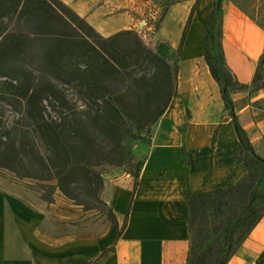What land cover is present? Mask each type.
I'll list each match as a JSON object with an SVG mask.
<instances>
[{
  "label": "trees",
  "instance_id": "obj_1",
  "mask_svg": "<svg viewBox=\"0 0 264 264\" xmlns=\"http://www.w3.org/2000/svg\"><path fill=\"white\" fill-rule=\"evenodd\" d=\"M223 1L215 0L209 14L202 52L209 74L218 85L238 139L237 165L247 171L257 166V186L264 199V158L254 149L240 124L231 88H242L229 70L222 45ZM196 3L190 9L177 48L167 40L148 44L133 29L103 37L61 0H0V170L16 180H30L39 187L41 200L53 203L56 192L84 211L105 205L101 199L104 163L133 159L126 140H142V131L153 126L171 107L178 92L179 62ZM14 20L15 26H8ZM157 25V24H156ZM38 62L54 79L76 83L84 108L71 106L50 78L41 80L29 65ZM129 79L122 90L114 83ZM45 102L47 104H45ZM53 111V115L48 111ZM16 113L8 121L6 110ZM129 121L132 126H129ZM190 111L180 129L183 159L190 168L186 136ZM216 129L210 147L217 141ZM138 167L142 162H137ZM122 224L109 208L115 228L113 244L121 237L134 201L138 176ZM242 182H239L240 186ZM237 186V187H238ZM226 188L187 195L190 239L198 213L204 208L206 230L203 247L214 236L217 202ZM264 206H250L238 220H231L220 249V264H227L243 239L260 221ZM239 224L247 225L242 241L231 251ZM186 264H198V253L189 247Z\"/></svg>",
  "mask_w": 264,
  "mask_h": 264
},
{
  "label": "crops",
  "instance_id": "obj_2",
  "mask_svg": "<svg viewBox=\"0 0 264 264\" xmlns=\"http://www.w3.org/2000/svg\"><path fill=\"white\" fill-rule=\"evenodd\" d=\"M61 1L87 23L95 25L106 37L126 30L129 21L127 16L107 17L106 9L112 0ZM224 5L225 0L222 36L225 59L229 70L244 85L253 73V64L250 59L245 58V54L253 57L259 36L235 10L231 12H235L241 18L242 34L236 35L237 37L227 34L225 20L230 10L225 11ZM188 12V9L184 13L180 12V24L185 23ZM208 18L209 14L207 21ZM192 23L193 21L185 39L181 58L186 56V41ZM206 25L207 22L201 33L198 45L200 52L198 53L197 48V54L199 67L209 78L202 52ZM247 26L257 34L255 47L252 50L247 47L233 50L231 39H242ZM232 50L235 51L236 57L247 65L244 73L234 60L229 58ZM188 65L189 70L192 69L190 63ZM180 76L179 71L177 96L181 93ZM209 80L211 81L210 78ZM196 87L206 96L221 100L217 84L212 83L211 87L194 86L193 92ZM210 92L212 94L209 95ZM238 118L247 131L240 116ZM179 123L180 117L173 128L163 130L160 142L153 140L149 145L137 144L132 147L133 155L139 159L144 158V163L137 179L138 186L126 228L114 244V226H87L86 222L81 226H67L66 219L81 217V220H84L87 211L80 210L66 200L56 201L57 204H47L37 194L25 192L16 185L6 188L0 186V264H186L189 253L187 195L211 191L222 181L237 182L243 177L244 171L236 164L238 139L230 119H225L214 129L218 130L219 140L231 144L229 154L226 151H215L209 156L207 128L204 125L197 127L198 139L197 128L190 129L189 124L186 145L190 168L183 159L180 136L175 128ZM198 140L199 147L196 148L195 143ZM251 142L254 146L255 142L252 140ZM259 155L264 158V153ZM99 172L104 178L103 196L119 224H122L132 196L133 180L126 178V173L120 169L105 168ZM209 172L211 176H208ZM67 206L77 209L70 210ZM52 215L57 217L59 226L52 225ZM227 264H264V214L243 239Z\"/></svg>",
  "mask_w": 264,
  "mask_h": 264
},
{
  "label": "rangeland",
  "instance_id": "obj_3",
  "mask_svg": "<svg viewBox=\"0 0 264 264\" xmlns=\"http://www.w3.org/2000/svg\"><path fill=\"white\" fill-rule=\"evenodd\" d=\"M215 0H112L109 1V6L107 10V17H118L125 15L128 18L127 29H133L148 43H155L157 40H167L171 43L169 38L163 35V30L167 29L169 25V17L173 12H185L186 9L189 10L196 3V9L194 11L193 18L197 13L200 6L204 3L207 4L209 8V14L212 10ZM225 11L235 10L239 12L246 24L252 26L259 36V43L257 49L253 55L250 57L245 54V58L250 59L253 64V73L249 78L247 84H244L242 88H231L230 92L232 98L235 102V110L237 115L240 116L243 125L247 129V133L252 141L255 142L254 149L260 154L264 153V0H225ZM188 12V14H189ZM188 14L185 18L187 20ZM192 18V21H193ZM8 26H15L14 20L6 21ZM90 24V23H88ZM157 24V25H156ZM91 25V24H90ZM185 23L180 24L178 31L181 32L184 28ZM100 35V33L95 25H91ZM190 32V38L194 36L200 37L201 25L197 22L194 25V30ZM179 38L177 43L174 44V48H177L179 43ZM224 40H222L223 43ZM200 39L198 38V45ZM191 44H187L186 56L181 58L179 62V71L182 77L185 78L189 73V60L192 53ZM198 53L200 52L199 46ZM31 70L34 71L36 76L41 80L45 78H50L55 87H57L61 93H63L66 99L69 101L71 106H77L79 109L84 108L83 97L80 89L76 83H67V81H61L50 77L46 74L44 68L32 58L28 60ZM209 78L212 83H215L208 73ZM185 80V79H184ZM129 79H118L115 81V85L125 90L126 86L130 85ZM216 84V83H215ZM178 85H179V73H178ZM194 92L191 89L183 92V98L181 99L180 113L179 117L181 123L176 126V130L180 136V129L184 122L185 113L187 110L190 111V129H195L200 125L208 130V144H207V154H214L215 151L222 152L226 151L229 154V149L231 144L228 141H221L217 137V141L214 149L210 150V140L214 129L218 124H221L225 119H230L228 112L224 110L222 100H216L213 96H206L204 93L199 91V88ZM207 97V100H205ZM177 100V95L174 97L171 107L166 111V113L153 125L150 127V133H145L142 131V140H126V143L132 148L137 144H151L154 140L155 142L161 141V134L163 130L171 129V121H169L170 113L174 108V104ZM45 104H47L45 102ZM48 111L53 115L48 107ZM8 121H12L16 118V113L10 109L6 110L5 113ZM133 121H129V126H132ZM154 138V139H153ZM138 161L142 162L140 168L138 167ZM143 159L136 158L133 155V159L125 156L124 163H104L97 168L100 169H120L123 173H126V178L134 180V176L137 175L139 178L140 171L143 166ZM244 171L243 177H241L237 182L230 183L229 180L222 181L221 184L217 185L211 191L218 188H226L227 192L220 193L217 202V212L214 227V236L211 244L205 249L203 247L204 234L206 230V217L204 208H201L198 213V218L195 224L193 235L190 239V248L194 249L198 253V264H220L222 262L220 257V249L223 244V237L227 234V228L230 225L231 220H238L247 212L250 206H256L261 209L264 206V199L260 198L262 196V191L257 186L258 175L257 166L250 165L249 170L240 165ZM208 176H211L209 172ZM239 182H242L238 186ZM113 184V181H111ZM16 185L22 188L25 192H33L38 195L39 187L35 182L30 180H16L10 174L0 170V186L5 187ZM238 186V187H237ZM210 192V191H205ZM101 199L105 205H97L95 209L87 211L86 218L81 220V217H69L66 219L67 226H81L83 223H87V226H112L111 218L109 214V204L106 202L103 196V190L101 193ZM66 200L69 204H73L70 200L65 198L61 193L56 192L54 195L53 203L57 204L56 201ZM49 204V203H47ZM76 206V205H75ZM64 208V206H62ZM78 207V206H77ZM70 210H76V207L67 206ZM80 210L84 211L81 207ZM70 214V212H69ZM52 225L59 226V221L55 215H52ZM64 224H62L63 226ZM236 233L234 234L233 246L231 251L242 241L246 234L245 224H239Z\"/></svg>",
  "mask_w": 264,
  "mask_h": 264
},
{
  "label": "bare ground",
  "instance_id": "obj_4",
  "mask_svg": "<svg viewBox=\"0 0 264 264\" xmlns=\"http://www.w3.org/2000/svg\"><path fill=\"white\" fill-rule=\"evenodd\" d=\"M208 14H209V8L207 4L204 3L200 6V8L198 9L197 13L193 18L192 30H194V25L197 22L199 25H201L200 32L202 33L203 27L207 22ZM180 23H181V13L179 11L171 13L169 17V25L167 29L163 30V35L167 36L171 42L177 43L180 34V32L177 29ZM242 27H243L242 20L237 16L235 12L227 13L225 20V32L227 34L231 36L234 35L235 37L241 36ZM201 33L199 35L200 37H201ZM200 37L195 36L194 38L193 36V38L192 37L190 38V33H189L188 40L186 41V48H187V44L189 45L191 44V46H193L191 50L192 51L191 57L189 60L192 69L189 70V73L185 78L182 77V74L180 76L181 93L177 96V100L174 104V108L169 116V121H171L172 128L175 126L179 118V113H180L179 111L182 102L181 99L183 98V92L193 88L194 86L211 87L212 85L207 75H205L203 70H201V68L199 67L197 47H198V38L200 39ZM231 42H232V46L234 47L233 50L236 49L240 50L244 47H247L249 50H252L257 42V34L250 26H247L243 38L239 40L231 39ZM233 50L231 51L232 53L229 54V58L233 59L237 67L244 73L247 69V65L236 57V53ZM210 94L212 93L210 92L209 95ZM196 136L199 139V128H197ZM195 146L196 148L199 147V140L195 143Z\"/></svg>",
  "mask_w": 264,
  "mask_h": 264
},
{
  "label": "water",
  "instance_id": "obj_5",
  "mask_svg": "<svg viewBox=\"0 0 264 264\" xmlns=\"http://www.w3.org/2000/svg\"><path fill=\"white\" fill-rule=\"evenodd\" d=\"M219 3H220V0H218V2H217V6L219 5Z\"/></svg>",
  "mask_w": 264,
  "mask_h": 264
},
{
  "label": "built area",
  "instance_id": "obj_6",
  "mask_svg": "<svg viewBox=\"0 0 264 264\" xmlns=\"http://www.w3.org/2000/svg\"><path fill=\"white\" fill-rule=\"evenodd\" d=\"M147 43V42H146Z\"/></svg>",
  "mask_w": 264,
  "mask_h": 264
}]
</instances>
